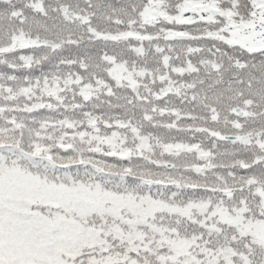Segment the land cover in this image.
Wrapping results in <instances>:
<instances>
[{
  "label": "snow or ice",
  "instance_id": "6c2138e0",
  "mask_svg": "<svg viewBox=\"0 0 264 264\" xmlns=\"http://www.w3.org/2000/svg\"><path fill=\"white\" fill-rule=\"evenodd\" d=\"M0 264H264V0H0Z\"/></svg>",
  "mask_w": 264,
  "mask_h": 264
}]
</instances>
